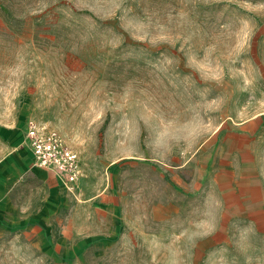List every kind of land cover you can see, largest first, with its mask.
Wrapping results in <instances>:
<instances>
[{
  "label": "rangeland",
  "instance_id": "obj_1",
  "mask_svg": "<svg viewBox=\"0 0 264 264\" xmlns=\"http://www.w3.org/2000/svg\"><path fill=\"white\" fill-rule=\"evenodd\" d=\"M29 120L81 173L0 264H264V0H0V163Z\"/></svg>",
  "mask_w": 264,
  "mask_h": 264
},
{
  "label": "crops",
  "instance_id": "obj_2",
  "mask_svg": "<svg viewBox=\"0 0 264 264\" xmlns=\"http://www.w3.org/2000/svg\"><path fill=\"white\" fill-rule=\"evenodd\" d=\"M3 135L6 134L7 139V150L4 158L1 160V170H0V212H2V208L6 205L15 208V206L24 205L27 208L24 210L25 214L30 215L29 220L38 219L40 216L43 215L45 208L50 206V185L45 181L46 178L52 177L55 181V184L59 189L66 190L64 184L62 183L61 179L53 173L51 170L44 169L37 167L33 164V155L30 149L29 143L25 136L21 134L14 133V132H4ZM24 139V140H23ZM30 180L35 181L37 186L39 187L38 190L48 191L47 199L44 198L40 199L39 206L36 210L30 207L28 208L26 204H15V201L12 198V191L15 188L27 183ZM55 188V187H54ZM28 193L27 199L33 196V192L35 190L34 184H31L30 187L25 188ZM57 197L66 196L67 192L62 193L58 189H55ZM45 195V194H43ZM61 195V196H60ZM236 197H240L241 201L240 204H252L253 198L251 195H244L237 194ZM46 201V203H45ZM14 212L18 213L22 211L21 208H16L13 210ZM33 216V217H32Z\"/></svg>",
  "mask_w": 264,
  "mask_h": 264
},
{
  "label": "built area",
  "instance_id": "obj_3",
  "mask_svg": "<svg viewBox=\"0 0 264 264\" xmlns=\"http://www.w3.org/2000/svg\"><path fill=\"white\" fill-rule=\"evenodd\" d=\"M25 137L33 155V164L51 170L68 190L77 181L81 167L76 152L66 146L58 134L29 120Z\"/></svg>",
  "mask_w": 264,
  "mask_h": 264
}]
</instances>
